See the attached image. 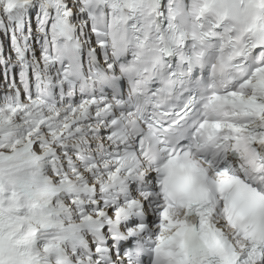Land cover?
Wrapping results in <instances>:
<instances>
[{
  "label": "snow or ice",
  "instance_id": "snow-or-ice-1",
  "mask_svg": "<svg viewBox=\"0 0 264 264\" xmlns=\"http://www.w3.org/2000/svg\"><path fill=\"white\" fill-rule=\"evenodd\" d=\"M0 264H264V0H0Z\"/></svg>",
  "mask_w": 264,
  "mask_h": 264
}]
</instances>
